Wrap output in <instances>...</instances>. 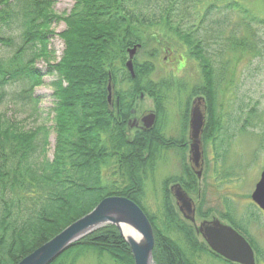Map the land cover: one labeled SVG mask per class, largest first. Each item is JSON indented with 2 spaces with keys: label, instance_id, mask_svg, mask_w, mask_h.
I'll use <instances>...</instances> for the list:
<instances>
[{
  "label": "trees",
  "instance_id": "1",
  "mask_svg": "<svg viewBox=\"0 0 264 264\" xmlns=\"http://www.w3.org/2000/svg\"><path fill=\"white\" fill-rule=\"evenodd\" d=\"M202 1L75 0L70 12L59 17L51 11L53 0H0V46L10 50L8 57L0 58V264H18L112 195L133 200L148 216L157 264H196L205 253L222 259L194 234L170 193L173 182H180L190 192L199 189V179L186 165L185 157L182 173L162 182V215H153L143 205L144 183L155 172L159 148H176L186 141L166 138L160 131L159 119L166 112L163 102L175 87L180 90L183 86L173 79L174 74L157 82L150 79L157 64L174 52L171 44L164 42L173 38L157 37V32L167 29L177 34L183 45L189 46V56L199 63L201 81L190 88L187 104L180 100L179 109L181 119L187 122L191 97L205 98L208 120L202 139L206 145L221 132L218 114L223 107L218 95L228 83L231 64L238 61L236 53L264 56V40L253 30L254 26L264 28V19L239 3H229L224 10L211 4L192 23L187 16L178 17L187 9L195 12ZM236 10L243 21L228 36L225 53L221 48L223 30L229 27L228 13ZM54 21L65 23V29L58 33L65 48L58 61L48 64L46 72L57 77L52 83L53 125L25 129L3 112L5 90L19 84L24 100L39 102L33 91L44 84L45 72L36 61H50V27ZM247 33L251 40L244 35ZM135 46L132 77L126 54ZM141 53L147 59L140 62ZM110 78L120 98L121 120L106 102ZM125 81L130 83L129 89L122 88ZM140 92H148L158 102L159 122L149 131L128 135L130 103ZM258 112L257 106L247 112L240 106L239 113H248L244 129L253 125ZM51 132L56 136L52 156ZM107 171H112L113 179L106 177ZM226 209L222 217L250 241L264 262V253L245 231L247 223L243 218L237 220L231 207ZM121 236L115 225L108 224L81 238L51 264H77L80 255L87 253L100 260L109 256L115 264H135L131 247Z\"/></svg>",
  "mask_w": 264,
  "mask_h": 264
},
{
  "label": "rangeland",
  "instance_id": "2",
  "mask_svg": "<svg viewBox=\"0 0 264 264\" xmlns=\"http://www.w3.org/2000/svg\"><path fill=\"white\" fill-rule=\"evenodd\" d=\"M232 2L247 7L254 15L264 19V0H203L195 12L187 9L184 11L185 13L178 17L187 16L188 19H191L188 22L192 23V19L196 20L209 5L214 4L224 10L227 4ZM74 3L75 0H53L51 11L60 17L62 14L69 13ZM188 11L191 13H188ZM228 14L230 15L229 27H225V30H223L221 43V48L225 53L228 52V36L231 32L236 31L241 21H243V15L238 10ZM260 27L254 26L253 30L258 32L264 40V28ZM50 29L53 31L49 38L50 61L44 58H39L36 61V65L45 72L44 84L36 87L33 91V95L39 98V102L30 103L24 100L20 94L21 85L19 84L9 86L5 90L7 98L2 107L3 112L25 129H32L41 125L49 127L53 125L54 113L52 107L54 106V98L52 94L54 87L52 83L57 80V77L56 75L46 74V72L48 64L58 61L64 51L65 45L58 33L65 29V23L64 21H54ZM158 32L155 33L157 37L169 38L171 36L173 38V41L166 39L164 42L171 44L170 48L174 52H169L164 62L158 63L157 61L156 70L151 74L150 79L157 82L164 78L168 79L174 74L173 77L175 78L173 79L180 81L178 83H182L183 86L180 89L181 92L175 87V90L169 93L168 100L163 102V108L166 112L159 119L160 131L165 137L188 140V129L184 128L185 133H183V120L181 119L183 113L180 112L179 108L182 106L179 102L184 99L187 104V97L191 93L190 88L201 81V68L199 63L189 56L191 52L189 46L183 45L184 43L177 34L174 35L173 32L167 29H160ZM244 35L251 40L250 33ZM153 45L154 41L150 43L147 50L149 51ZM9 53V48L0 46V58L8 57ZM126 56L128 57L129 53ZM138 57L137 60L140 62L147 59V55L144 53H141ZM236 57L238 61L231 64L228 83H225V87H221L218 95L222 104L221 107H223L222 113L218 114L221 117V132L217 138L209 141L208 145L204 142L206 152L204 175L199 179V189L191 192L190 196L198 206L202 205L205 210H209L207 211L209 213L205 216H196L198 225L202 219L211 220L213 216L219 218L220 213L227 210L226 206H229L233 209L232 213L234 212V217L237 220L243 218V221L247 223L245 231L254 241L256 247L264 253V212L251 199L255 184L260 179L264 168V56L252 58L246 52H239L236 53ZM129 87L130 83L128 81H125L122 85V88L129 89ZM141 93L144 94L142 99L140 98ZM196 96L191 97V101ZM134 100L135 105L133 107L136 109V113L158 109V102L148 92H140ZM239 105L243 107L244 112L249 111L250 107L253 106H257L259 110L257 113L258 118H254L253 125L247 130L243 128V124L248 113H239ZM186 128H188V123ZM55 140V133L51 132L49 137L50 156H52L54 150ZM177 152L176 150L166 151L164 156L158 159L154 174L144 183L145 197L143 205L153 215H162V205L160 204L162 182L168 177L178 176L182 173L183 161H181L180 153ZM186 153L187 151L185 154L183 153L185 160L187 156L189 157V151L187 156ZM185 163L188 164L186 161ZM111 174L112 171H107L106 177L113 179L114 176ZM174 183L177 182L171 184ZM255 255L256 264H264L259 260L257 252H255ZM152 257L154 259V256ZM77 264H115V262L109 256L102 257L100 260L95 254L87 253L80 255ZM154 264H157L155 259ZM196 264L231 263L223 258L220 259L205 253L197 259Z\"/></svg>",
  "mask_w": 264,
  "mask_h": 264
},
{
  "label": "water",
  "instance_id": "3",
  "mask_svg": "<svg viewBox=\"0 0 264 264\" xmlns=\"http://www.w3.org/2000/svg\"><path fill=\"white\" fill-rule=\"evenodd\" d=\"M137 46L132 47L128 53L126 67L134 77L133 60L137 52ZM107 101L112 111L114 98V84L111 78L108 80ZM207 102L203 96H196L190 107L189 120V166L198 179L202 178L204 166L203 133L207 120ZM143 118L145 131L154 128L156 123L155 111H149ZM170 193L175 199L180 214L186 221L194 224L196 204L180 183L170 187ZM252 201L264 211V168L260 179L251 194ZM108 224L115 225L125 241L131 247L135 264H151L154 262L153 251L155 238L153 227L143 209L133 200L118 195L104 198L89 213L74 221L52 239L38 247L32 253L24 257L18 264H51L67 249L77 243L81 238ZM122 226L132 227L138 231L143 241L136 242L132 238L125 237ZM197 227V232L202 236L210 249L236 264H256L255 252L250 242L233 226L221 222L218 219L203 220Z\"/></svg>",
  "mask_w": 264,
  "mask_h": 264
},
{
  "label": "flooded vegetation",
  "instance_id": "4",
  "mask_svg": "<svg viewBox=\"0 0 264 264\" xmlns=\"http://www.w3.org/2000/svg\"><path fill=\"white\" fill-rule=\"evenodd\" d=\"M116 90V88H115V86H114V98H113V102H112V112L114 113V115H117V116H119L120 115V113H121V102H120V98L115 94V91ZM144 97V94L143 93H141L140 94V98L142 99ZM135 102V101H134ZM130 103L131 105L130 106H132L131 107V109L129 110L130 112H129V116H128V120L126 121L127 122V124H126V126H127V128H126V133L128 134V135H132V133L134 134L135 132H146L145 131V128H146V126H145V123H146V121L144 120L145 118V116L148 114L147 112H149V111H143L142 113H136V109L133 107L134 105H135V103ZM191 104H192V101H191V103H190V107H191ZM189 107V108H190ZM155 111V113H156V110H154ZM188 114V121L186 122H183V133H185V129H188L189 128V118H190V110H189V113H187ZM122 115V114H121ZM119 116L118 117V120H121V118H122V116ZM144 118V119H143ZM207 118H208V113H207ZM159 115H158V113H156V123H155V126H157V124H158V122H159ZM208 120V119H207ZM207 120H206V123H207ZM188 123V128H186V124ZM205 127H206V125H205ZM185 128V129H184ZM162 133V132H161ZM162 135H164L163 133H162ZM167 138V137H166ZM188 139H189V129H188ZM185 140V139H184ZM179 147H176V148H166V149H163L162 147H160L159 148V151H157L158 152V156H159V158H162L163 156H164V154L166 153V151H168V150H176V151H178L180 154V158H181V161L182 160H184V155H183V153L185 154V152L187 151V153H188V149L190 148V141L189 140H186L184 143H182V144H179L178 145ZM181 146V147H180ZM203 146H204V141H203ZM177 152V153H178ZM187 153H186V156H187ZM206 152H205V147H204V161L206 162ZM188 156H187V159L185 160L188 164L187 165H189V161H188ZM204 162V163H205ZM205 171H206V169H205ZM203 175H204V166H203V172H202V177H203ZM259 181V180H258ZM178 183H180V182H178ZM258 183V182H257ZM257 183L255 184V187H256V185H257ZM174 184H176V183H174ZM181 184V183H180ZM173 184H171L170 186H169V189H170V187L172 186ZM182 185V184H181ZM183 186V188L187 191V193L190 195V194H192L190 191H188L185 187H184V185H182ZM191 197V196H190ZM193 199V198H192ZM194 202V201H193ZM196 204V203H195ZM255 204V203H254ZM175 205H176V203H175ZM256 205V204H255ZM257 206V205H256ZM177 207V206H176ZM258 207V206H257ZM177 210H178V212L180 213V211H179V209L177 208ZM261 210V209H260ZM207 211H209V210H205L204 209V206H201V205H197L196 204V215H195V222H194V224H191V226H192V228H193V230H194V234H196V236L198 237V239L200 240V241H203V242H205L204 241V239L202 238V236L200 235V234H198V232H197V220H196V216H199V215H201V214H203V213H207ZM224 212V211H223ZM223 212H221L222 214H223ZM220 213V216H219V218L218 217H215V216H213L212 217V221H213V219H218V220H220L221 222H224V223H228V224H230V225H232L231 223H229L228 222V220L227 219H224L223 217H222V214ZM204 216V215H203ZM203 220H206V219H202L201 220V222L203 221ZM208 220V219H207ZM233 226V225H232ZM234 227V226H233ZM235 228V227H234ZM236 229V228H235ZM237 230V229H236ZM238 231V230H237ZM241 233V232H240ZM206 243V242H205ZM224 259V258H223ZM225 261H227L226 259H224Z\"/></svg>",
  "mask_w": 264,
  "mask_h": 264
},
{
  "label": "bare ground",
  "instance_id": "5",
  "mask_svg": "<svg viewBox=\"0 0 264 264\" xmlns=\"http://www.w3.org/2000/svg\"><path fill=\"white\" fill-rule=\"evenodd\" d=\"M122 230H123L125 237L132 238L136 242H140V243L143 241L141 234L138 231H136L135 229H133L132 227L122 226ZM151 264H154V262H151Z\"/></svg>",
  "mask_w": 264,
  "mask_h": 264
}]
</instances>
